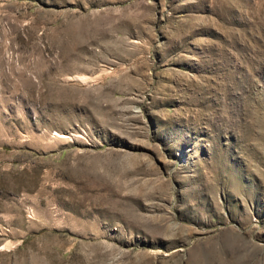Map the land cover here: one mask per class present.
Returning <instances> with one entry per match:
<instances>
[{"label": "rangeland", "instance_id": "rangeland-1", "mask_svg": "<svg viewBox=\"0 0 264 264\" xmlns=\"http://www.w3.org/2000/svg\"><path fill=\"white\" fill-rule=\"evenodd\" d=\"M0 264H264V0H0Z\"/></svg>", "mask_w": 264, "mask_h": 264}, {"label": "bare ground", "instance_id": "bare-ground-1", "mask_svg": "<svg viewBox=\"0 0 264 264\" xmlns=\"http://www.w3.org/2000/svg\"><path fill=\"white\" fill-rule=\"evenodd\" d=\"M63 136H64V134H63Z\"/></svg>", "mask_w": 264, "mask_h": 264}]
</instances>
